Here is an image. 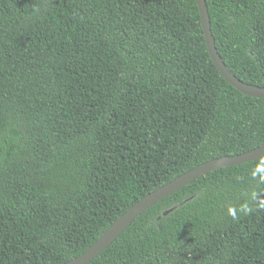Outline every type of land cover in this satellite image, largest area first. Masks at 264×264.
I'll use <instances>...</instances> for the list:
<instances>
[{
  "label": "trees",
  "instance_id": "16d2710c",
  "mask_svg": "<svg viewBox=\"0 0 264 264\" xmlns=\"http://www.w3.org/2000/svg\"><path fill=\"white\" fill-rule=\"evenodd\" d=\"M204 1L227 70L264 88V0ZM263 142L264 99L219 74L194 0H0V264H64L160 186ZM88 264H264V155Z\"/></svg>",
  "mask_w": 264,
  "mask_h": 264
},
{
  "label": "water",
  "instance_id": "95a60500",
  "mask_svg": "<svg viewBox=\"0 0 264 264\" xmlns=\"http://www.w3.org/2000/svg\"><path fill=\"white\" fill-rule=\"evenodd\" d=\"M199 11L201 20V27L205 40L207 52L214 66L216 67L219 74L227 81L232 87L238 90L240 93L253 98L264 99V88L256 85H250L244 83L233 76L225 67L221 61L217 51L215 49L214 40L210 31V23L207 13V8L204 0H194ZM264 155V142L257 148L248 152L234 155L225 156L204 162L182 175L176 177L167 184L160 186L153 192L147 194L121 216H119L97 239L88 247L82 254L69 260L64 264H88L91 262L99 253L104 251L111 243L123 233L129 225L141 214L147 211L150 207L165 199L169 195L180 190L184 186L190 184L201 176L212 172L217 169L224 167L235 166L238 164L251 162ZM165 212L163 215H166Z\"/></svg>",
  "mask_w": 264,
  "mask_h": 264
}]
</instances>
